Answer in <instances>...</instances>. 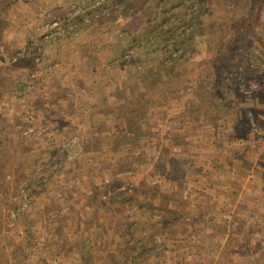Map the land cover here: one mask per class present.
I'll list each match as a JSON object with an SVG mask.
<instances>
[{"label": "rangeland", "instance_id": "rangeland-1", "mask_svg": "<svg viewBox=\"0 0 264 264\" xmlns=\"http://www.w3.org/2000/svg\"><path fill=\"white\" fill-rule=\"evenodd\" d=\"M162 1L0 0L3 264H264V28L243 26L264 0L202 13L234 9L214 49L210 33L128 50L162 21L191 33L194 0ZM95 37L106 57L85 62ZM169 134L189 156L168 158Z\"/></svg>", "mask_w": 264, "mask_h": 264}, {"label": "trees", "instance_id": "trees-1", "mask_svg": "<svg viewBox=\"0 0 264 264\" xmlns=\"http://www.w3.org/2000/svg\"><path fill=\"white\" fill-rule=\"evenodd\" d=\"M217 2V0H194V4H197L198 7H196L195 12L191 14L190 16V21L189 23L191 25H193V30H191V33L187 36V37H183V38H178L176 37V33H177V28L178 25H176V28L173 30L171 27L169 28V25L167 26L166 23H163V21L161 23H157V24H153L150 27H145V29H143L142 31H138V32H131L128 39H127V44L122 43L123 45L128 47V50L133 47L134 44H137V47L140 48V50L137 52L138 55L139 54H145L148 56H153L155 55V53L157 52L158 49H160V46L163 45L166 42H172L174 45H180L182 44L183 41H187L189 39H194L193 42L196 41L197 38L203 36H208L209 34L212 33L213 34V44L211 45V49H214V46L217 45L219 42L218 40V36H217V32L218 30L223 29V27H229L231 26V12H234V9L231 8L230 6H228V8H226V11L229 12V14H224V16L221 18L220 16H213L211 17L212 19H210V21H206L204 19H202L201 14L205 13L208 11V8L212 9L214 2ZM161 2H163L161 0ZM161 2H156L158 5H160ZM168 1L166 2V5H168ZM204 5V6H203ZM181 9L180 11L184 12L186 11V6L185 4L180 5ZM165 10H161V13H159L158 15L161 16L164 20L167 21L169 19V15L165 14V11L170 12L169 9L167 10V8H164ZM202 9V10H200ZM261 8L258 10V12L256 13V15H249L247 17L244 18L243 20V26H245V28H250V27H254V26H259L262 25L264 28V22L262 23V21L259 19V16L261 14ZM164 15V17H163ZM214 15V14H213ZM153 19V17L151 18V20ZM157 17H155L153 19L156 20ZM150 20V18H149ZM164 20V21H165ZM243 29V31L241 33L238 32V30L234 31V36L232 37V41H234V43H230L227 47V49H223V52L221 54L222 56V67H220V69L223 68H227L225 73H229L231 71L235 72H240L242 69L240 66H235L234 64H227L225 63L228 59V54H230L231 50H232V46L233 47H238L239 49H241L242 44L244 43V41L242 40L244 35H248L249 30ZM92 33L93 35L96 33V28L93 26L92 28ZM88 36H92L90 33H88ZM207 38V37H206ZM217 39V40H216ZM94 43H89L88 42V46H86L85 48H81L80 49V54H81V58L84 59L85 62H93V63H98V60L102 59L103 57H106V55L103 53L106 47L105 42L100 41V39L98 37H95L94 40L92 41ZM119 42V41H117ZM117 42H114L113 48L115 50H120L122 48V44H117ZM233 44V45H232ZM198 46V45H197ZM88 47V48H87ZM113 57V56H112ZM111 60L115 61V58H111ZM212 84H210V87H213ZM234 116L236 119H240L241 117V112L239 111V109L234 110ZM209 129H213L212 127H209ZM209 131V130H208ZM171 133V132H170ZM172 133H175L176 135H179L180 132L177 131H173ZM170 134H169V138H170ZM167 139L166 142V149H167V156L169 158V156L171 157H178V154L184 155V156H189L188 153L186 154L187 151H189V147L188 146H183V148L180 147V145H184V144H175L173 143L172 139ZM205 138V142H209L210 140H215L217 139L215 137V135L213 133L211 134H207L206 136H204ZM193 153L195 154V150H193ZM164 154V153H163ZM82 160L81 162H89L90 158L87 156L82 155ZM257 171H264L262 168H256ZM210 175L209 176H213L214 175V171L213 170H208L207 171ZM212 185V184H211ZM0 232H1V228H0ZM3 238H2V234L0 233V264H3L2 259H3V253L4 250L2 249V245H3ZM68 258V263L71 264L73 262H75L74 258L72 256H69V254L67 255ZM184 258L182 257L179 261L174 262L173 264H183L186 261H183Z\"/></svg>", "mask_w": 264, "mask_h": 264}]
</instances>
